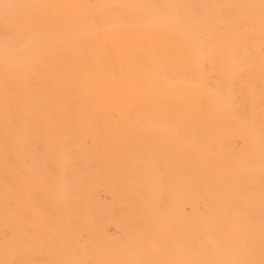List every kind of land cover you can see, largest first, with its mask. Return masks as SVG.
I'll return each mask as SVG.
<instances>
[{"label":"bare ground","instance_id":"1","mask_svg":"<svg viewBox=\"0 0 264 264\" xmlns=\"http://www.w3.org/2000/svg\"><path fill=\"white\" fill-rule=\"evenodd\" d=\"M11 2L46 7L0 11V260L259 259V9L196 6L260 0Z\"/></svg>","mask_w":264,"mask_h":264},{"label":"snow or ice","instance_id":"2","mask_svg":"<svg viewBox=\"0 0 264 264\" xmlns=\"http://www.w3.org/2000/svg\"><path fill=\"white\" fill-rule=\"evenodd\" d=\"M46 7L42 5H22L13 3L11 0H0V11L3 13V21L9 28H15L22 25V18L14 14V10L21 8H40ZM112 7H127V8H139L148 7L145 5H113ZM196 7L205 8H220L225 11H231L234 9H259V26H260V42L259 50L261 59L264 61V0H260L259 5L255 4H232V5H204ZM257 22L255 15H249L243 18L242 27L245 33L248 34L247 44L248 50H254V41L251 38V32ZM6 42L9 37L6 35ZM28 48H22L23 54L28 53ZM262 144H264V131H262ZM260 225H259V259L254 258L255 251V235L251 234L244 241H232L231 248L237 255L234 258L227 259H211V260H180V261H156L149 259H131V260H108L101 261L99 264H264V150L261 154V167H260ZM12 241H16V237H11ZM29 242L27 239L17 242L18 251H27ZM246 249L245 254H239L240 249ZM145 254H150L152 251L151 247L144 249ZM0 264H32L31 261L17 260V259H6L0 260ZM59 264H89V262L82 260H65L59 262Z\"/></svg>","mask_w":264,"mask_h":264}]
</instances>
